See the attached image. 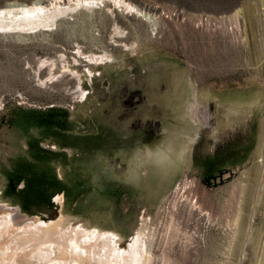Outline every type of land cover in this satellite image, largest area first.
<instances>
[{
	"label": "rangeland",
	"instance_id": "1",
	"mask_svg": "<svg viewBox=\"0 0 264 264\" xmlns=\"http://www.w3.org/2000/svg\"><path fill=\"white\" fill-rule=\"evenodd\" d=\"M33 1L0 0V6ZM124 1L136 8L113 0L73 5L51 29L0 31V212L17 208L44 220L62 214V227L82 222L110 229L121 243L139 230L151 232L150 264H264V0ZM77 46L79 64L72 62ZM102 49L112 61L84 60ZM61 53L82 74L86 98L74 97L70 71L39 84L48 70H38L40 59L58 61ZM200 94L255 104L253 115L233 119L238 130L248 126L254 134L249 155L207 159L220 140L210 136L215 119L202 124L196 116L204 110ZM171 98L188 114L172 128L175 170L149 173L151 164L143 161L135 169L131 149L164 140ZM100 106L109 113L107 126L92 150L78 152L71 133L92 132L88 112ZM128 107L150 123L134 142L110 131ZM191 133L197 137L183 158L181 140ZM23 215L15 217L18 236ZM31 246L19 249L16 264L25 263Z\"/></svg>",
	"mask_w": 264,
	"mask_h": 264
},
{
	"label": "bare ground",
	"instance_id": "2",
	"mask_svg": "<svg viewBox=\"0 0 264 264\" xmlns=\"http://www.w3.org/2000/svg\"><path fill=\"white\" fill-rule=\"evenodd\" d=\"M102 1L104 0H67L62 3L60 0H50L46 4L41 3L31 7L5 9L0 12V30L35 32L51 29L56 25L57 18L64 14L69 6H92ZM113 1L117 5H122L125 10L132 11L136 8L124 0ZM114 32L122 33L117 27ZM80 47L77 46L72 58L75 64H79L83 53ZM113 58L112 53L102 49L85 54L84 60L89 64L98 65L112 61ZM67 62L64 53L58 56V61L47 57L40 59L38 70L45 66L48 70L45 77L38 78V82L46 86L70 71L76 79L72 90L74 97L84 99L88 91L82 85V74L77 69L71 68L70 64L67 65ZM57 65L62 67L60 72L55 70ZM87 72L92 75L90 68ZM55 200L62 202V194L55 196ZM19 215L23 214L17 208L3 209L0 212V264H16L19 249L26 244L32 246L24 254V257L27 256L26 260L22 259L24 264H150L153 236L151 232L139 230L129 237L128 242L121 243L120 234L110 229L102 230L97 226H86L82 222L62 227V214L54 220L23 215L24 232L18 236L17 229L13 226L16 222L15 217ZM17 240L19 244H16Z\"/></svg>",
	"mask_w": 264,
	"mask_h": 264
},
{
	"label": "crops",
	"instance_id": "3",
	"mask_svg": "<svg viewBox=\"0 0 264 264\" xmlns=\"http://www.w3.org/2000/svg\"><path fill=\"white\" fill-rule=\"evenodd\" d=\"M200 96L199 99L205 102L204 109H206L203 110L202 112L200 110L199 113H196V116L198 114L203 117V118L200 117L201 123L202 124L204 122L209 123L212 119H215V121L213 122H216L217 125L218 124L223 126L225 125L222 130L218 129L217 125H214L209 128L211 138L213 139V137L215 136L216 139L220 140V143L213 151V154H210V156L207 159L219 161L220 159H222V157L225 158L227 156L229 162H236L239 159V158L237 159V157L240 154V151L245 153L244 154L245 157L249 155L255 146L253 145L254 134L253 132L250 133L248 132V126L244 127V129H242L241 131L238 130L236 125L234 124L233 119L236 114L242 112H245L246 114L251 112L250 115H253L255 104L250 102H247L246 104L243 102H233V101L223 102L221 100L219 101L217 97H215V99L213 100L212 97L206 95L200 94ZM138 99L139 101L143 100V98L141 97H138ZM176 103L177 102L175 98H171V100H167V104H166L167 105L166 109L168 111V115H167L168 117L166 119L167 127L166 130H163L162 132L165 137L164 140L163 141L157 140L153 142L155 146L153 147L151 146L148 149L144 148L140 144L136 145L131 149L130 156L132 161H134L132 162V164L134 165L135 169L139 166V162L143 161L151 164L148 167L149 173L155 170H162L164 172L175 170V163H174L176 161L175 137L177 133L172 128L174 127V125L176 126L177 124L181 123L184 119H186L185 117L188 116L185 110L181 109L180 111H178L176 109L175 107ZM156 105L157 107H159L160 103L158 101H153L152 107ZM100 107L93 110L91 109L88 112V115H90L89 120L91 121L94 130L95 129L97 130L95 131L93 130L92 132L76 131L71 133L72 138L75 140V145L73 146L76 147V150H78V152L81 149L87 151L92 150L94 148L93 144H95L94 141L96 137L102 135V133L99 132L101 130H104L105 127L107 126L106 121L109 120L107 118L109 116V113L107 112V109ZM129 109L131 108L128 107V111H126L121 116L120 119L121 122L119 123L122 124L119 125L120 127L115 126L113 128H110V131H114V132L118 131L120 140H124L125 142L126 141L134 142L135 140L139 139L140 136L143 134V128H145L146 126L148 127L150 123L148 120L145 121L143 117H140L139 112L131 113ZM134 109H136L135 111H138V106H135ZM204 111L206 114L204 113ZM128 115H132V119H133V122L131 121L130 124L128 123L129 121L126 118ZM196 118L197 117H194V119ZM156 124H157V129L159 130L160 123L156 121ZM192 136L194 137V139L193 141H190L189 138H191ZM196 137H197V133H191L186 140H181L182 148L185 147V144L189 146L187 150L186 148L184 150L181 148L179 150L181 153L178 151L180 155L181 154L183 155V158L187 156V154L190 152L191 146L194 140L196 139ZM212 142L215 143L213 140ZM85 147L87 149H85ZM41 177L42 175L35 176L37 181Z\"/></svg>",
	"mask_w": 264,
	"mask_h": 264
},
{
	"label": "water",
	"instance_id": "4",
	"mask_svg": "<svg viewBox=\"0 0 264 264\" xmlns=\"http://www.w3.org/2000/svg\"><path fill=\"white\" fill-rule=\"evenodd\" d=\"M41 3H42L41 0H36V1H33L32 3H21V4H18V5L10 4L8 6H2V7L0 6V12L2 10H5V9H12V8L21 9V8H25V7H31V6H34V5H38V4H41ZM0 31H2V30H0ZM5 31L7 32V31H11V30H5ZM27 32L32 33L33 31H27Z\"/></svg>",
	"mask_w": 264,
	"mask_h": 264
},
{
	"label": "trees",
	"instance_id": "5",
	"mask_svg": "<svg viewBox=\"0 0 264 264\" xmlns=\"http://www.w3.org/2000/svg\"><path fill=\"white\" fill-rule=\"evenodd\" d=\"M208 179V178H207Z\"/></svg>",
	"mask_w": 264,
	"mask_h": 264
}]
</instances>
